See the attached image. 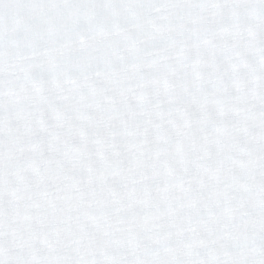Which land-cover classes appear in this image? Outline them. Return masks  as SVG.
I'll return each instance as SVG.
<instances>
[{"label": "snow or ice", "instance_id": "obj_1", "mask_svg": "<svg viewBox=\"0 0 264 264\" xmlns=\"http://www.w3.org/2000/svg\"><path fill=\"white\" fill-rule=\"evenodd\" d=\"M0 264H264V0H0Z\"/></svg>", "mask_w": 264, "mask_h": 264}]
</instances>
